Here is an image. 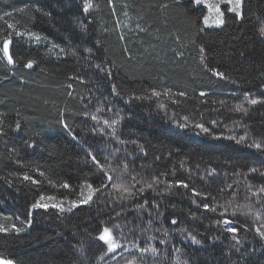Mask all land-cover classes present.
Wrapping results in <instances>:
<instances>
[{"label":"trees","instance_id":"obj_1","mask_svg":"<svg viewBox=\"0 0 264 264\" xmlns=\"http://www.w3.org/2000/svg\"><path fill=\"white\" fill-rule=\"evenodd\" d=\"M205 14L0 0V259L264 264V0Z\"/></svg>","mask_w":264,"mask_h":264},{"label":"rangeland","instance_id":"obj_2","mask_svg":"<svg viewBox=\"0 0 264 264\" xmlns=\"http://www.w3.org/2000/svg\"><path fill=\"white\" fill-rule=\"evenodd\" d=\"M243 0H194L196 5H202L206 9L203 25L207 28H216L223 22L224 11L241 16Z\"/></svg>","mask_w":264,"mask_h":264},{"label":"water","instance_id":"obj_3","mask_svg":"<svg viewBox=\"0 0 264 264\" xmlns=\"http://www.w3.org/2000/svg\"><path fill=\"white\" fill-rule=\"evenodd\" d=\"M28 68H32V66L31 65H29L28 66ZM0 264H14V263H12L11 261H9V260H5V259H0Z\"/></svg>","mask_w":264,"mask_h":264}]
</instances>
